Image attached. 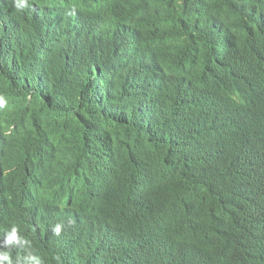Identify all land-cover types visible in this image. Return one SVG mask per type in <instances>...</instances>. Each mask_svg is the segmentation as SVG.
Returning a JSON list of instances; mask_svg holds the SVG:
<instances>
[{"label": "trees", "instance_id": "obj_1", "mask_svg": "<svg viewBox=\"0 0 264 264\" xmlns=\"http://www.w3.org/2000/svg\"><path fill=\"white\" fill-rule=\"evenodd\" d=\"M88 1L17 12L0 0V229L20 200L47 202L56 169L66 192L60 236L43 231L38 202L32 247H13V261L264 264V129L245 122L264 96L250 75L264 63L261 12L248 16L258 0H128L147 20L98 26ZM173 184L179 212L167 213L159 197ZM211 216L217 245L191 234Z\"/></svg>", "mask_w": 264, "mask_h": 264}, {"label": "clouds", "instance_id": "obj_2", "mask_svg": "<svg viewBox=\"0 0 264 264\" xmlns=\"http://www.w3.org/2000/svg\"><path fill=\"white\" fill-rule=\"evenodd\" d=\"M12 3L17 10L20 12L30 6L29 0H12ZM86 19L89 24L98 26L102 24L107 17H111L117 20H125L129 17H136L142 19L140 21L147 20L140 13H132L129 9L128 0H89L86 5L85 12ZM258 35L264 37V27L260 28ZM251 78L256 81L260 90L264 93V63L258 65L250 72ZM6 101L0 97V108L4 107ZM246 125L251 130H261L264 129V96L260 105L256 108L250 110L248 116L245 119ZM78 168H85L83 164L78 165ZM57 171V169H56ZM56 171L53 172V178L56 181L62 180L64 178L55 177L57 175ZM59 174V173H58ZM60 175V174H59ZM58 182H54L51 186L52 189L49 191V194L52 192H59L61 187ZM40 192L43 189H38ZM48 194V195H49ZM39 201L38 197L33 199H27L21 201L16 208L6 209L4 213L3 220L5 222L4 226L0 229L1 233H4L3 240L0 241V264H43L40 256L28 252L24 256H18L15 261H13L10 250L14 247L16 251L23 249H30L32 247L31 241L26 237L29 234V225L25 227V224L29 223V214L35 209ZM48 208L52 209L50 214H54V210L58 209V205L54 201L44 202ZM39 215L41 213H38ZM50 214H41V216H48ZM41 219V218H40ZM41 222L45 225L43 231L48 232L49 229L46 226L45 219H41ZM72 221H69V226H71ZM24 225L23 228L20 226ZM207 230L210 233L202 232L199 230L198 224L195 223L192 225L191 234L195 237L204 236L207 238L208 242L214 243V241L221 242L224 240L225 230L221 226H218L215 222L214 216L209 217ZM64 225L62 223H57L52 228V232L55 236H60ZM233 233L234 227L230 226ZM180 233H175L174 237H171V246H175L178 241ZM31 237V236H30Z\"/></svg>", "mask_w": 264, "mask_h": 264}, {"label": "water", "instance_id": "obj_3", "mask_svg": "<svg viewBox=\"0 0 264 264\" xmlns=\"http://www.w3.org/2000/svg\"><path fill=\"white\" fill-rule=\"evenodd\" d=\"M218 90H219V88H218ZM209 95H211V93ZM71 166L73 167L74 165L71 164ZM82 170H83V168H78V169H75L74 171H78V173L76 174V175H78V174H82ZM54 175H55V177H58V175H56V174H54ZM104 177L105 178L111 177V173L108 172V171H105L104 172ZM155 178L154 177L151 178L150 179V182H152L153 180H155ZM54 182H58V181L53 180L52 181V184ZM52 184H50V185H48V186L45 187L47 189L48 193L52 189V186H51ZM161 191H162V193H161V195L159 197V200H160V202L162 204H165L163 206V210L165 212H167V213H176V212H179V206L178 205H176L173 202H168L169 197L173 193H175V184L169 185L165 189H162L161 188ZM65 193L66 192H52V193L49 194L48 200L49 201H54V200H56L58 198H60L62 200H66V194ZM37 211L39 213H41V214H50L52 212V209L48 208V206L45 205L44 202H42L41 204L38 205ZM147 213H149V212L147 211ZM41 214H40V218L41 219H45V222L47 223L46 224L47 228L50 229V230H52V228L55 226L54 225V219H55L56 216L54 214H50L48 216H43V215L41 216ZM149 216L151 217L152 220L154 219V216L153 215H149ZM96 217L103 221L105 219L106 215H101V216H96ZM119 218L125 224L124 225V229H127V223L124 221V219L122 217H119ZM31 219H32L31 221H36L35 215L33 217H31ZM27 225H31V222H29L28 224H25V227H27ZM23 226L24 225H21L20 227L23 228ZM92 232H93L92 237L95 240H97L98 242H100L101 244H103L104 243L103 236L98 231L95 232V229H92Z\"/></svg>", "mask_w": 264, "mask_h": 264}, {"label": "bare ground", "instance_id": "obj_4", "mask_svg": "<svg viewBox=\"0 0 264 264\" xmlns=\"http://www.w3.org/2000/svg\"><path fill=\"white\" fill-rule=\"evenodd\" d=\"M256 6H257V9H253V10H250L252 12V14L248 15V16H252V15H255L256 13H260L259 15V18H258V24L260 25V27H264V0H258L256 2ZM30 192V191H28ZM206 233H210V231H206ZM210 244H214V245H217L218 244V241H214V243H211ZM206 246H209V245H206ZM205 246V247H206ZM204 247V248H205ZM236 249L234 248L232 251H235ZM63 257L66 258V254H62Z\"/></svg>", "mask_w": 264, "mask_h": 264}]
</instances>
